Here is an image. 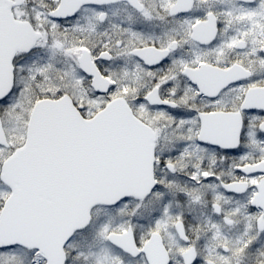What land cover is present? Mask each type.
Instances as JSON below:
<instances>
[{
    "label": "snow or ice",
    "instance_id": "6c2138e0",
    "mask_svg": "<svg viewBox=\"0 0 264 264\" xmlns=\"http://www.w3.org/2000/svg\"><path fill=\"white\" fill-rule=\"evenodd\" d=\"M0 264H264V0H0Z\"/></svg>",
    "mask_w": 264,
    "mask_h": 264
}]
</instances>
